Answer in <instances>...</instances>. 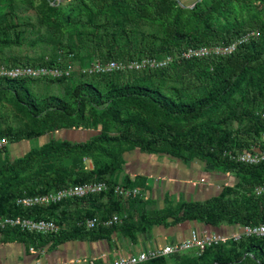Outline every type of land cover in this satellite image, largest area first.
<instances>
[{"label": "trees", "instance_id": "1", "mask_svg": "<svg viewBox=\"0 0 264 264\" xmlns=\"http://www.w3.org/2000/svg\"><path fill=\"white\" fill-rule=\"evenodd\" d=\"M191 6L197 0H180ZM55 2L53 6L51 3ZM0 0V66L80 69L95 61L163 60L190 48L229 45L257 31L228 57L175 59L163 69L52 80L0 79V138L10 145L56 132L91 131L86 142L51 139L22 157L0 152V219L53 220L62 231L38 242L99 241L114 231L134 239L159 225L197 222L239 230L264 225V163L233 162L229 152L264 150V0H203L185 8L177 0ZM73 55V59L69 56ZM60 59L62 62H60ZM94 133V134H93ZM92 135V136H91ZM139 151L206 165L238 179L205 203H181L163 216L126 212L123 223L87 230L80 223L122 215L114 188L125 155ZM87 160L93 168L87 166ZM92 182L109 192L48 208L22 209L18 197L35 196ZM94 208L85 210L83 203ZM102 202L100 213L95 203ZM115 204L117 208L111 210ZM4 232L35 236L18 229ZM46 238V239H45ZM143 264H264V237H242Z\"/></svg>", "mask_w": 264, "mask_h": 264}, {"label": "crops", "instance_id": "2", "mask_svg": "<svg viewBox=\"0 0 264 264\" xmlns=\"http://www.w3.org/2000/svg\"><path fill=\"white\" fill-rule=\"evenodd\" d=\"M68 132L71 142H76L79 138L78 142L86 141L91 134V131L87 134L86 130ZM125 162L120 182L129 179L137 183L139 186L129 188H138L142 196L123 199L115 194L123 208L122 215H119L122 218L126 217V212L137 219L140 216H163L167 210L176 208L181 203H205L218 197L226 186L238 183L234 175L219 172L200 159L184 162L166 155L133 151L125 155ZM92 168L91 164L90 169ZM95 205V209L102 213L106 203L97 202ZM93 206L90 202L83 203L80 209L83 207L90 210ZM110 207L111 210L117 208L115 204ZM167 222L169 225L155 226L147 233L136 234L134 239L127 235V230H121L114 231L109 238L99 241L76 239L62 244H55L53 241L39 242L45 248L43 256L30 252L35 241L33 243L29 236L0 231V264H34L38 259L43 264H112L120 256L186 241L193 231L224 235L237 231L225 226L213 229L197 222L174 224L172 219Z\"/></svg>", "mask_w": 264, "mask_h": 264}, {"label": "built area", "instance_id": "3", "mask_svg": "<svg viewBox=\"0 0 264 264\" xmlns=\"http://www.w3.org/2000/svg\"><path fill=\"white\" fill-rule=\"evenodd\" d=\"M259 36V32L252 31L229 45L190 48L185 52L177 54L175 57L168 56L163 60L146 58L141 61L130 62L95 61L92 63V65L83 69H80L72 61L68 62L66 65L59 66L29 67L20 65L11 68L0 66V79L58 80L70 78L76 71H80L81 73L87 75H95L112 72L142 71L148 68L163 69L168 67L175 59L179 58L204 59L212 56H231L237 51L240 45L246 44L251 39L258 38ZM69 59H73V55H70ZM60 62H62L61 59ZM9 146L10 142L7 138H0V152L4 151ZM227 155L231 161L249 166H257L264 163V150L258 148H252L251 150L245 152H229ZM110 190L111 187L106 182H92L82 185H73L53 193L35 196L24 195L18 197L16 200V205L22 209L48 208L70 200L88 199L92 196H98L109 192ZM114 193L123 199H135L142 196V193L138 188H129L123 184H118L114 188ZM254 193L258 197H264V186L256 187ZM123 220L124 217L122 218L119 215H114L107 219H88L85 221V223H80L79 225L84 226L87 230H95L98 228H112L116 225L122 224ZM7 229H18L24 233L35 236V246L30 248V252L39 256H43L46 253L45 248L40 246V243L38 242L39 237L57 236L62 231V228L53 220H34L21 217H7L0 219V231H5ZM258 236L260 238L264 237V225L246 227L241 231L238 230L233 232L231 235H224L217 232L203 231L202 233H199L193 231L190 239L186 241L166 245L162 248L142 251L134 255L120 256L115 259L112 264H143L162 257H169L172 255L193 251L200 255L207 248L225 244L231 240L239 241L242 239V237ZM34 264H43V262L38 259Z\"/></svg>", "mask_w": 264, "mask_h": 264}, {"label": "rangeland", "instance_id": "4", "mask_svg": "<svg viewBox=\"0 0 264 264\" xmlns=\"http://www.w3.org/2000/svg\"><path fill=\"white\" fill-rule=\"evenodd\" d=\"M57 1L59 2V0H57ZM188 1H189L188 5L191 4L190 0H188ZM61 2H62V0H61ZM87 134H89V132ZM87 137H88V135H87ZM51 139H57V140H62V141L63 140L71 141L70 133L67 130H62V131L56 132L54 134L45 136V137L40 138V139L31 140V141L30 140H26V141H23V142L14 144V145H10L8 147V154L11 156L12 159H17L19 157L24 156L25 154H27L32 149L40 147V146H42L45 143H48ZM79 139L76 140V142L80 141ZM86 141H83V142H86ZM86 162H87L86 163L87 166L89 168H91L92 162L90 160H87Z\"/></svg>", "mask_w": 264, "mask_h": 264}, {"label": "water", "instance_id": "5", "mask_svg": "<svg viewBox=\"0 0 264 264\" xmlns=\"http://www.w3.org/2000/svg\"><path fill=\"white\" fill-rule=\"evenodd\" d=\"M49 2H51V0H48ZM178 2H180V4L182 5V3H181V1L180 0H177ZM203 0H197L194 4H192L191 6H184V5H182L183 7H185V8H194L195 6H196V4L197 3H201ZM61 3V0H59V3L58 4H60ZM53 6L55 5V3L54 2H52L51 3Z\"/></svg>", "mask_w": 264, "mask_h": 264}]
</instances>
